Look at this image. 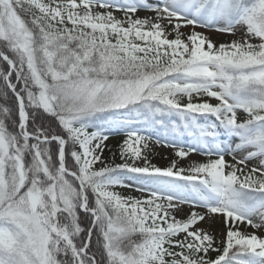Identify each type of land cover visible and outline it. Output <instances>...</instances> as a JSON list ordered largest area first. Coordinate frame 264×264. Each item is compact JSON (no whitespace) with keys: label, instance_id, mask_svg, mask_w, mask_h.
<instances>
[{"label":"snow or ice","instance_id":"obj_1","mask_svg":"<svg viewBox=\"0 0 264 264\" xmlns=\"http://www.w3.org/2000/svg\"><path fill=\"white\" fill-rule=\"evenodd\" d=\"M197 27L242 36L217 47ZM0 61V264H264L237 226L264 227V0H0ZM154 131L216 158L152 165ZM213 214L222 249L197 227Z\"/></svg>","mask_w":264,"mask_h":264},{"label":"rangeland","instance_id":"obj_2","mask_svg":"<svg viewBox=\"0 0 264 264\" xmlns=\"http://www.w3.org/2000/svg\"><path fill=\"white\" fill-rule=\"evenodd\" d=\"M45 2H48V0H45ZM150 2H154V0H150ZM97 11H100V9H95ZM118 18H123L124 14L122 12H115L114 13ZM136 16L140 18L144 17H151L154 16V13L147 12L145 10H139L136 14ZM26 18V16L24 17ZM166 31L171 32V28L166 29ZM181 32L185 34V37L191 33L192 28L189 27H182L180 29ZM195 31L202 33L205 37L209 38L217 47H219L220 44H229L233 40L241 39L242 36V30L240 32H237L235 35H230L226 33H221L217 32L214 29H207V28H200L197 27ZM209 33L210 35H207ZM169 38H174V33L169 36ZM257 41H253V43H256ZM206 47V45H205ZM201 100H208L211 103H217L214 99L208 98L207 96H202ZM186 102V98L182 99V103ZM241 116L243 114H240ZM119 132V131H118ZM116 130L109 131V139L105 141L106 148L103 153V160L107 162L109 165H114L117 164L118 158L117 156L119 155L120 152V145L123 142V140L126 137H121ZM157 135H160L163 138V134L161 133H156L155 136H153V139L150 140L149 147L147 149H143V153L147 156L148 160L152 165H155L160 168H166L171 166V162L173 160L177 161V167H182V168H188L191 163L193 162H207L208 159H215L216 157H208L206 155H201L198 153L190 154L187 158L185 159H180L175 156V151L173 147H166L164 146L163 143L157 145L155 138ZM184 139V138H183ZM185 142H191L187 141L184 139ZM235 142V141H234ZM142 147V146H141ZM115 154V155H113ZM237 157H240L242 153H237ZM225 159L228 161H231V156L226 155ZM138 166H143L144 160H138L136 161ZM256 163L255 160L249 162V167L253 166ZM103 164H97L95 167L100 168L103 167ZM247 171V169H245ZM187 174V173H185ZM126 183L132 184L133 181L131 180H126ZM113 191H116L120 193L123 196H133V197H140L141 193L136 191L134 187H115L111 189ZM191 210L189 205H184L183 210L181 212H177L175 215L177 216L178 219H183L185 218L186 214L189 213ZM196 211L198 212H204L206 211L203 208L197 207L195 208ZM254 220H256V217H253ZM229 224H225V217L222 214H213L211 219L208 217L205 218L204 221H201L198 223L197 227L201 229L207 230L210 234H212L215 238V246L217 247H223V244L221 241L226 239V232L228 230ZM237 226L240 231L245 232V233H255L256 235L260 236L261 238H264V227H261L259 229L252 228L251 226H246L243 223L237 222ZM215 252H210L211 257L215 256Z\"/></svg>","mask_w":264,"mask_h":264},{"label":"trees","instance_id":"obj_3","mask_svg":"<svg viewBox=\"0 0 264 264\" xmlns=\"http://www.w3.org/2000/svg\"><path fill=\"white\" fill-rule=\"evenodd\" d=\"M28 18H29V17L26 16L25 19H28ZM69 27H70V25H69ZM4 67H6L5 63L2 62V61H0V68H4ZM13 79H14V75H13ZM0 103H4V101H3V100H0ZM8 104H9L10 107H13V108H14V98L11 97V94H10V98H9V100H8ZM14 115H15V114H14ZM50 121H51V118H48V117L45 118V123H46V124L49 123ZM132 127L140 128V127H142V125L136 124V125H133ZM11 130H15V129H11ZM88 130H89V131H92V130H94V129L89 128ZM112 130L115 131V129H112ZM112 130H110V131H112ZM118 131H119V130H116V132H118ZM118 133H119V134H122L123 137L125 136L124 132H122V131H119ZM125 137H126V136H125ZM53 151H55V145H53ZM117 158H118L117 164L123 162V161H121V159H120V152H119V155L117 156ZM181 183H182V182H181ZM81 216L84 217L85 214H84V213H81ZM89 223H90V218H89V219H85V221H84V225H88ZM82 235H86V233H85V234H82ZM221 249H222V247H221ZM93 250H95V244H94V242H93ZM216 255H217V253L215 254V256H216ZM215 256H213L212 258H215Z\"/></svg>","mask_w":264,"mask_h":264},{"label":"bare ground","instance_id":"obj_4","mask_svg":"<svg viewBox=\"0 0 264 264\" xmlns=\"http://www.w3.org/2000/svg\"><path fill=\"white\" fill-rule=\"evenodd\" d=\"M207 35H210L209 33H207Z\"/></svg>","mask_w":264,"mask_h":264}]
</instances>
